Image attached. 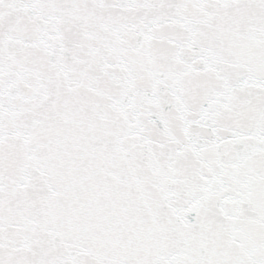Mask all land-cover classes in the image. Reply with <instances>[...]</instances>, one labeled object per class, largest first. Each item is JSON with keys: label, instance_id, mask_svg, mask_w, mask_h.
<instances>
[{"label": "snow or ice", "instance_id": "snow-or-ice-1", "mask_svg": "<svg viewBox=\"0 0 264 264\" xmlns=\"http://www.w3.org/2000/svg\"><path fill=\"white\" fill-rule=\"evenodd\" d=\"M0 264H264V0H0Z\"/></svg>", "mask_w": 264, "mask_h": 264}]
</instances>
